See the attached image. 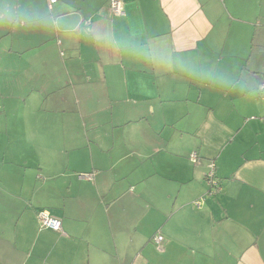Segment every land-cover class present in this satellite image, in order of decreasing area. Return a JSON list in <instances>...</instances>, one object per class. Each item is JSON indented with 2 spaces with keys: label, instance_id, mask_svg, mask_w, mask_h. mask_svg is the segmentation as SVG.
Here are the masks:
<instances>
[{
  "label": "crops",
  "instance_id": "1",
  "mask_svg": "<svg viewBox=\"0 0 264 264\" xmlns=\"http://www.w3.org/2000/svg\"><path fill=\"white\" fill-rule=\"evenodd\" d=\"M122 1L0 0V264H264V0Z\"/></svg>",
  "mask_w": 264,
  "mask_h": 264
},
{
  "label": "built area",
  "instance_id": "2",
  "mask_svg": "<svg viewBox=\"0 0 264 264\" xmlns=\"http://www.w3.org/2000/svg\"><path fill=\"white\" fill-rule=\"evenodd\" d=\"M48 1L51 4H55L57 0H48ZM110 8L115 16H121V17L125 16L124 3L122 0H110ZM260 95H261V99L264 100V83L260 87ZM191 160L195 163L198 161V157L196 153L191 156ZM214 171L215 170L213 167L211 169V172L206 177V181L210 187L208 195H214L218 193V183L215 179ZM201 204L202 201H198L195 203L197 207H200ZM38 219L42 230H51L54 232L63 233L62 222L59 219L54 218L48 211L38 212ZM154 240L155 243L160 246V244L163 242V236L158 235L155 237Z\"/></svg>",
  "mask_w": 264,
  "mask_h": 264
},
{
  "label": "clouds",
  "instance_id": "3",
  "mask_svg": "<svg viewBox=\"0 0 264 264\" xmlns=\"http://www.w3.org/2000/svg\"><path fill=\"white\" fill-rule=\"evenodd\" d=\"M47 19H48V21H50V23H51V25H52L53 27L56 26V19H55V18H53V17H48ZM93 38L95 39V37H93Z\"/></svg>",
  "mask_w": 264,
  "mask_h": 264
}]
</instances>
